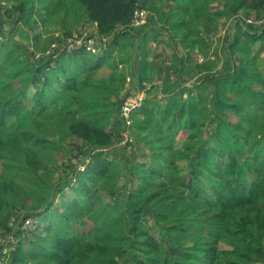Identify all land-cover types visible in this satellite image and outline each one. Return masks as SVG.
<instances>
[{
	"label": "trees",
	"instance_id": "1",
	"mask_svg": "<svg viewBox=\"0 0 264 264\" xmlns=\"http://www.w3.org/2000/svg\"><path fill=\"white\" fill-rule=\"evenodd\" d=\"M77 1L85 8L89 22L97 26L96 35L110 41L113 38L111 45L119 44L126 36L122 30L132 26L139 10H147L146 7L150 5L151 10L160 13L152 0ZM179 10L190 13L187 5H182ZM228 10L232 16H238L241 11L258 14L264 10V0H235ZM15 11L20 13L22 21L21 14L27 13L25 7L19 6ZM5 16L12 18L13 13L7 12ZM206 26L207 33L199 34L202 39L212 34L211 25ZM214 31H217V27ZM258 41H264V33L261 34L260 29L253 25H248L246 31L241 30L236 35L233 50H239L244 58L238 60L240 69L217 86L216 101L211 108L218 109L220 115L212 113L215 111L213 108L212 111L199 110L201 104L205 106L207 103L203 94L207 89L206 84L199 97L191 95L189 101H183L181 105L173 101L166 106L162 119L157 116V107L148 99L136 112L143 114V120L140 121L135 114L133 125L128 129L134 134L133 129H139L136 138L149 147L147 151L152 162L133 168L134 178L140 186L128 194L125 205L118 207L120 209H117L114 197L121 170L110 160L109 150L120 138L124 140V130L100 128L89 120L77 117L75 112L69 113L65 123L70 134L98 150L86 173L97 180L96 188L84 182L81 188L73 190L76 197L69 200L68 206H64L62 215L65 222H85L87 227L90 223L88 234H82L87 239L82 240L74 232L55 243L47 242L34 250H23L18 242L22 232L20 225H16L17 219L23 217L26 220L36 215H40L38 219L44 218L52 208L43 213L44 210L35 208L34 204H38L39 199L41 202L44 195L37 190H26L16 182V178L0 179V235L12 237L9 245H0V264H28V261L34 264H106L116 258L127 259L132 253L137 255L136 264H264V164L259 162L260 151L264 153V117L261 112L264 110V94L256 98L250 84L261 81L264 87V74L258 70L259 62L253 58V48H250ZM48 59L40 65L29 57L25 60L20 74L23 77L26 76L25 72L33 73L30 82L28 79L26 83L17 75L10 76L14 60L3 57L0 49V137L4 141L0 160L8 171L18 168L35 177L38 172L48 169L47 161L35 150L26 149L25 155L21 156L20 144L40 147L48 153L52 143L44 135H38L33 127L38 120L45 121L51 117L50 107L57 102L59 91L78 92V79L86 76L88 65L94 72L104 67L105 63L104 56L94 60L86 55L85 48L70 52L61 49ZM144 81L142 74L140 85ZM30 86L36 91L33 95V127L30 125L23 131L21 138L14 137L8 130L6 120L23 116L26 111L24 99ZM242 88L246 90L244 95H240ZM229 93L235 94L238 100L230 98ZM252 96L255 101L247 104ZM121 106L122 102L111 104L109 111L117 115L115 123L118 126H125L121 119ZM227 110L231 111V115L222 116ZM216 116L220 125L217 126L216 136H213L214 145L194 142L198 128L208 119L215 121L213 118ZM260 122L261 129L257 128ZM178 143L183 145L181 150L175 148ZM231 145L239 146L237 151L241 153L242 149V155H247L253 161V165L247 161L245 168L257 176L254 182L246 180L244 173L241 176L231 173V179H227L225 157L229 154L223 147ZM183 159L193 166V171L187 175L181 173L179 161ZM239 170L242 173V167ZM205 181L211 185L210 190L214 195V200L208 203L202 201L206 197ZM101 192L106 193V198ZM81 197L86 199L85 205L79 202ZM107 198L113 200L106 202ZM180 209L179 217L175 218L173 214ZM149 225L166 230L169 234L168 248L151 234ZM180 236L193 237V245L184 247L179 241ZM224 240L232 246L230 254L219 251V245Z\"/></svg>",
	"mask_w": 264,
	"mask_h": 264
},
{
	"label": "rangeland",
	"instance_id": "2",
	"mask_svg": "<svg viewBox=\"0 0 264 264\" xmlns=\"http://www.w3.org/2000/svg\"><path fill=\"white\" fill-rule=\"evenodd\" d=\"M152 2L155 3L154 5L159 6L160 13L151 10L150 5L146 7L147 10L144 9V12L145 14L152 12L156 15L161 23L160 28L168 26L166 22L173 23L178 16H184L185 18L182 19L188 21L185 31L190 30L193 34L189 36L188 44H182L184 49L178 48V45L177 47H170L169 41H166V45L165 43L159 45L152 44V42L148 43V48L151 51H149V54L147 51V55L152 62L148 74L150 78L145 79L139 85L137 75L140 71V66L138 68L140 45L136 44L137 39L134 45L130 43L132 38L122 42V46L111 45L112 41L114 42L113 38L110 41L96 35L97 26L89 22L85 8L77 0H0V20L2 19L0 22H3V25H0L2 26L0 28V49H2L3 57L14 60V67L10 73L11 77L17 75L23 82L27 83L28 79L30 82L33 73L25 72L26 76L23 77L20 74L25 60L29 57L40 65L42 62L50 60L48 56L61 49L70 52L77 48H85L86 55L92 56L94 60H97L100 56L105 58L104 67L98 71L92 72L89 69L91 65H88L86 76H80L78 79V92L70 93L63 90L58 92L57 102L50 107L51 117L45 121L38 120L37 125L32 126L34 120L32 114L34 108L33 95L36 92L32 86H30L27 97L24 99L26 111L23 116L20 119L7 118L6 120L8 130L14 137L21 138L22 132L31 125L38 131V135H44V138L52 143L48 153H46L47 150L40 147L28 146L25 143L20 144L21 156L25 155L26 149L35 150L49 165L47 170L38 172L35 177L20 171L18 168L17 170L9 169L8 171L4 168V162L0 160V179L16 178V182L26 190H37L44 195L41 202L39 199L38 204H34L35 208L39 207L38 209L44 210L43 213L52 208L51 212L44 218L38 219L40 215H36L26 220L23 217L17 219L16 225H20L22 232V237L18 242L22 245L23 250H34V248L47 242L55 243L59 238L74 232L82 240L87 239L82 234H88L90 223L87 227L85 222H65L62 215L64 206H68L69 200L76 197L73 190L81 188L84 182L92 188H96L97 180L87 176L86 173L87 166L92 162V158L98 150L96 147L93 148L86 144L83 140H76L70 134L65 123L69 113L75 112L77 117L89 120L92 125L100 128L111 130L121 128V130H124L122 136L125 141H121L120 138L118 143L109 150L110 160L121 170L118 190L114 197L117 209H120L118 207L125 205L128 194L136 191L140 186L134 178L135 170L133 168L139 164L152 162V157L150 152L147 151L149 147L147 148L144 143H140L141 141L136 138L137 130H139L137 127L133 129L134 134L123 124L118 126L115 123L117 115L109 111L111 104L123 102L131 93L139 94L143 92L145 102L147 99L149 102L151 101L150 103L157 107V116L162 119L166 113L163 102L168 91L174 92L182 89L180 93V103H182L184 99L189 101V96L197 97V93L200 94L199 91L187 94L185 89L188 87L195 88L198 84L206 82L207 89L203 91V94L207 99V103L205 106L201 104L199 110L208 109L212 111V108L215 110L213 106L211 108V105H214L216 101L217 89L212 83L231 77L236 69H240L239 58H244L239 50H233L234 30L237 31L235 22L241 20L246 23V21L251 20L255 22L254 26L257 27V22L262 21L261 26H264V10L258 14L254 11H241L238 16H232L228 7L235 0H152ZM181 4L189 6V14L179 13L178 6H181ZM19 6H23L27 10L26 15L21 14L23 15L22 21H20V13L15 11ZM7 12L11 15L13 13L12 18L5 16ZM172 14L174 17L170 18ZM208 24L211 25L212 34L206 35V39H202L198 35L207 33L206 25ZM217 25L220 31L213 32ZM170 27L173 28V25H169ZM262 32L264 31H260V33ZM155 46H158L160 52L162 51L161 47H165L168 51V59H164V56H158ZM245 46L247 45L245 44ZM250 48H253V58H256L259 62L258 70L264 74V41L257 42L255 47L250 45ZM180 58H185L186 67L181 65ZM180 66L181 72L179 69L178 73ZM250 76L252 77V75ZM250 84L253 86L256 98L262 97L264 87L261 81H254ZM243 89H241L240 95L246 93V90ZM228 96L237 99L233 93H229ZM253 96L248 99L247 104H252L255 101ZM111 101L115 103L110 104ZM261 112L262 117H264V110ZM212 113L218 114L219 110L216 109ZM226 114L231 115V111H224L221 115L226 116ZM136 115L135 117L139 118L140 121L143 120V114L138 115L137 113ZM213 120L215 121L211 122V119H208L203 123L197 130L199 133L195 131L197 134L195 133L196 136L193 138L194 142H205L207 145H214L213 136L220 122L218 123L217 116ZM40 125H44V127L40 128ZM257 128H262V122ZM140 136L143 139L145 138L144 135ZM127 140H129V143H127ZM3 142L0 137V153L4 148ZM175 148L181 150L183 145L181 143L175 144ZM239 148L235 145L223 147V150L229 154L225 157L228 166H226L225 171L228 176L226 178L231 179V177L229 178L231 173L240 176L244 173V178L252 183L257 176L253 172L247 171L245 167L247 161L251 165H253V161L247 155H242V152H244L242 149L239 153L237 151ZM184 160L179 161V164H181V173L187 175L193 171V166L190 161L185 162ZM259 162L264 164L263 151H260ZM20 166L23 167L22 162ZM240 167H242V173L239 172ZM204 184H206V197L202 198V201L208 203V201L214 200V195L210 190L211 185H207L208 181H205ZM101 195L106 198V193L101 192ZM109 199L110 201L113 200L107 198L105 201L108 202ZM79 202L85 205L86 199L81 197ZM181 210L173 214L175 218L179 217ZM127 225L129 226L128 223ZM165 227L167 228V225ZM149 228L151 234L159 242L163 243L166 248L170 246L169 234L164 228L155 225H151ZM192 238L180 236L179 241L184 247L188 248L193 245ZM10 242H12V237L0 235V245H9ZM219 251L223 254H230L232 246L224 240L219 245ZM136 256L132 253L127 259L116 258L106 264H136ZM28 264L34 263L28 261Z\"/></svg>",
	"mask_w": 264,
	"mask_h": 264
},
{
	"label": "crops",
	"instance_id": "3",
	"mask_svg": "<svg viewBox=\"0 0 264 264\" xmlns=\"http://www.w3.org/2000/svg\"><path fill=\"white\" fill-rule=\"evenodd\" d=\"M158 3H159V1H158ZM156 6H157V4H156ZM181 6H182V4H181ZM181 6H178V9ZM157 7H159V6H157ZM179 12H180V10H179ZM180 13L183 14L182 12H180ZM174 14H176V13H174ZM173 17L174 16L172 14V16H170V18H173ZM182 18H185V17L184 16H178L177 19L173 23H170V21L166 22L168 24V26H166L165 28H160L161 23L158 21V18L156 17V15H154L152 12L145 14L144 9H142V10L138 11V15H136V19L133 22L132 26H130V28H128L126 30H122V32H124L126 36L116 46H122V44H121L122 42H124L126 40L128 41L131 38H132V42H130L131 45H134V42L136 39H137L136 44L140 45V51H139L140 62L138 65V68L140 66V69H139L140 71H138V75H137V78L139 80L138 81L139 85H140V75L143 74V78L146 80L150 78V76H148V74L151 70L152 64H150V63H152V62L149 60L148 55H147V51H148V54L150 53L149 51H151V49L148 48V45H147L148 43L152 42V44H156V45H159L161 43L162 44L165 43V45H166V41L167 42L169 41L170 47H177V45H178V48L180 47V49H184L182 47V44H188V42H189L188 36H191L193 33L190 30L185 31L186 26H187L186 23H188V21L185 19L183 20ZM219 20H221V19H219ZM219 20H218V24H219ZM169 25H173V28H171V27L169 28ZM235 26L237 28V31L234 30V35H235L234 37H236V35L240 34L241 30L246 31L248 29V24L242 22L241 20L236 21ZM256 28H259L260 31H264V26L258 25ZM218 31H220V29H219V26L217 25V32ZM263 33L264 32H262L261 34H263ZM202 34L203 33H200V35H202ZM103 39H106V38H103ZM242 40H244V39L242 38ZM258 42H261V41H258ZM254 47H255V45H254ZM155 48H156L157 53L159 54L158 56H162V57L164 56V59H168V56H167L168 51L165 47H161L162 48L161 52H160V49H158V46H155ZM241 55L244 56L243 54H241ZM180 63L183 67H186L187 62H186L185 58H182ZM180 68H181V66L178 68V73H179ZM180 72H181V69H180ZM223 80H226V78H224ZM223 80L214 81L212 84L217 89V86H221V81H223ZM205 84H206V82H203L201 84H198V86H196L195 88H189L188 87L185 90H186L187 94L192 93L194 91L200 92V91L204 90L203 86ZM181 90L182 89H180L179 91L178 90L174 91V92L168 91L166 93L167 97H166V99H164L163 106L166 107V106L172 104L173 101H175V102L178 101L179 105L184 103V102L180 103L181 102L180 101ZM197 97H199V93H197ZM197 97H195V98H197ZM189 98H190V96H189ZM183 101H187V100L184 99Z\"/></svg>",
	"mask_w": 264,
	"mask_h": 264
},
{
	"label": "built area",
	"instance_id": "4",
	"mask_svg": "<svg viewBox=\"0 0 264 264\" xmlns=\"http://www.w3.org/2000/svg\"><path fill=\"white\" fill-rule=\"evenodd\" d=\"M262 21L257 22V25H261ZM248 25H254V21H246ZM130 96L122 102L121 106V117L125 123L126 128L133 125V117L145 104V95L143 92L139 94H129ZM125 141V139L123 140ZM129 143V140H127Z\"/></svg>",
	"mask_w": 264,
	"mask_h": 264
}]
</instances>
